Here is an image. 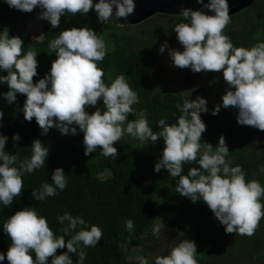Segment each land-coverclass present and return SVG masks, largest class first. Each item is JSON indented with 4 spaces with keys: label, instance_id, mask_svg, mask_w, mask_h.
I'll use <instances>...</instances> for the list:
<instances>
[{
    "label": "clouds",
    "instance_id": "9594fccd",
    "mask_svg": "<svg viewBox=\"0 0 264 264\" xmlns=\"http://www.w3.org/2000/svg\"><path fill=\"white\" fill-rule=\"evenodd\" d=\"M9 8L21 12L40 9L37 19L47 21L57 28L66 13L85 15L91 9L96 13L97 22L110 18H127L133 13L134 0H3ZM201 7L192 10L181 7L180 22L175 23L172 32L182 50L171 48L167 42L160 44L158 52L167 54L172 67L188 68L194 73L220 72L227 87L214 104L210 115L215 116L221 108L236 109V123L264 131V41H257L250 47L234 46L232 39L224 32L230 22L228 0H196ZM208 10V14L204 10ZM23 40L10 36L5 26L0 30V85H7L6 92H0L7 104L16 101L17 94L25 99L17 111L23 113L25 121L35 119L40 135H46L50 128L61 135L83 134V154L96 153L117 157L113 143L126 133L139 141L157 143L163 148L153 166L154 172L165 169L170 177H178L173 189L191 202L203 201L214 218L223 226L225 233L252 236L259 221L264 217V185L258 180H245L240 165L230 166L227 159L229 150L221 134L215 147L204 143L201 152V134L206 124L200 114L209 112L206 99L196 95L189 99L195 89L182 91L188 96L176 108L180 115L175 122H166V117L156 120V129L142 114L135 120H127L134 112L133 105L140 102L126 76L121 73L109 77L105 83V72L98 66L106 55L104 40L89 27H67L48 43L50 53L56 58L49 70L38 76L33 48L22 52ZM215 82V77L213 81ZM211 83V82H210ZM101 107H95L97 102ZM95 107L90 114L86 110ZM4 117L0 111V119ZM127 121V122H126ZM126 122V123H125ZM13 142L20 136L14 133ZM6 135L0 134V205L8 207L23 190V176L45 165L49 147L40 139L31 142V155L17 162V155L5 150ZM185 163L189 167L183 172ZM264 172V167L259 169ZM67 176L60 167L51 172V183L42 182L39 189H31L35 201L65 189ZM160 219V218H155ZM56 221L60 228L56 232L49 226L44 215L36 207L26 206L8 216L0 225L10 244L6 252H0V262L7 264H73L70 254H76L75 264H84V248L97 246L103 232L99 225L89 223L81 216L69 212L58 214ZM127 231L133 230V221L126 219ZM165 229L164 223H156L152 232L159 236ZM62 233V234H57ZM182 234V233H178ZM183 235V234H182ZM68 237V239H65ZM196 244L190 239H172L166 251L148 257H137L139 264H197ZM58 249L66 251L56 254ZM49 258H51L49 260Z\"/></svg>",
    "mask_w": 264,
    "mask_h": 264
},
{
    "label": "trees",
    "instance_id": "16d2710c",
    "mask_svg": "<svg viewBox=\"0 0 264 264\" xmlns=\"http://www.w3.org/2000/svg\"><path fill=\"white\" fill-rule=\"evenodd\" d=\"M33 13L34 10L21 12L9 8L0 0V30L7 26L10 36L20 37L24 46L22 52L30 47L38 53V76L33 77L34 83L49 70L51 61L56 58L54 52L50 53L49 41L64 28L89 27L106 45V55L98 62V66L105 72V83L110 82L109 77L115 78L123 73L130 87L138 94L140 102L132 106L134 112L128 114L127 120L139 118L142 110L154 131L157 130L155 122L161 117H166L168 123L175 122L180 115L176 105L182 104L187 96L157 91L153 68L160 44L166 38L177 41L172 27L182 17L167 15L164 17L166 22L151 21L155 15L146 20L145 29L124 32L115 27L117 23L122 24L117 19H109L105 24L98 23L96 13L91 9L85 15L66 12L57 28H52L45 21L39 39L26 30H18V26L26 24ZM246 13H250V10ZM246 16L239 15L230 20L239 21ZM248 16L251 21V14ZM123 26L132 27L129 23ZM139 26L142 24L134 27ZM224 32L230 36L234 46L250 47L257 41H264V13L255 17L250 29L245 25L242 29L227 31L225 27ZM3 74L6 73L0 72V75ZM7 90L6 84L0 85V92ZM24 99V95L18 93L16 101L7 104L0 96V111L4 113L0 119V134L8 137L5 150L9 154L16 153L19 162L30 157L31 142L38 138L49 147V156L44 166L31 174H24L22 193L14 197L12 205H0V225L8 216L26 206L36 207L38 213L47 218L54 232L61 227L56 221L58 214L69 212L73 216L81 215L89 225H99L103 232L97 246L84 248V264H139L137 257L140 255L151 261L152 256L166 251L172 239H190L195 242L197 264H264V217L252 236L225 233L205 202L193 203L174 192L178 177H170L165 169L158 173L153 171L163 148L162 141L154 144L155 153H145L133 147L123 135L113 143L117 149L115 160L100 155L99 146L96 153L85 156L83 134L79 131L75 136L61 135L58 130L50 128L46 135L41 136L35 119L25 121L23 113L16 110L22 107ZM95 107L102 108V104L98 101ZM95 107L86 110L90 114ZM235 117L236 109L225 108L218 125L219 136H224L228 146L227 159L230 166H241L246 181L255 179L264 185V172L259 171L264 167V131L238 125ZM14 133L20 136L18 142L11 139ZM217 141L218 137L213 131L206 128L201 134L200 151H204V143L215 147ZM57 167L62 168L67 176L65 189L44 201H35L31 189H39L45 181L51 183V172ZM189 167L198 165L185 163L184 174ZM261 202L264 203V197ZM126 219L133 221L132 231L125 229ZM162 222L165 229L159 236L154 235L153 226ZM9 244V238L0 230V252H6ZM63 251L66 249H58L56 254ZM70 255L75 264L76 254ZM0 264H7V260Z\"/></svg>",
    "mask_w": 264,
    "mask_h": 264
},
{
    "label": "rangeland",
    "instance_id": "374dc122",
    "mask_svg": "<svg viewBox=\"0 0 264 264\" xmlns=\"http://www.w3.org/2000/svg\"><path fill=\"white\" fill-rule=\"evenodd\" d=\"M34 13L27 20L26 24H20L18 26V30H26L31 34V36H38L41 38V29L45 20H38L37 15L40 11L38 8H34ZM259 13H264V0H261L252 12V22L255 21V17ZM165 17V16H164ZM162 16H155L151 18V21H159L162 20L166 22L165 18ZM114 20L115 18H110ZM111 21V20H110ZM170 21H174V19H170ZM148 21H144L140 24L142 26L134 27L137 25L131 24L132 27L123 26V24L117 23L115 27H119L124 32H132L139 31L145 29L146 23ZM153 23V22H151ZM145 24V25H144ZM144 25V26H143ZM167 42L168 46L171 48H177L182 50L181 46L177 41L171 38H166L164 42ZM171 62L169 60L167 49H165L164 53H159L157 61L154 64L153 72H154V86L157 91L171 92L175 94H180L183 96H188V91L195 89V91L191 92L190 97L195 98L196 95H200L206 99V106L209 109V112L201 113L200 117L202 121L206 124V128H210L213 131V134L219 137L218 125L222 121L221 116L224 113L225 108H221L219 113L215 116L210 115V111L213 108L214 104L220 103V98L224 94V91L227 87L225 81L222 78V73L220 72H198L194 73L190 71L188 68H177L170 66ZM213 77H215V82L213 81ZM211 82V83H210ZM225 87V88H224ZM141 114V113H140ZM139 114V116H140ZM143 114V113H142ZM126 139L135 147L137 150H141L145 153H155L156 148L153 143H147L139 141L138 139L124 134ZM264 148V143H263Z\"/></svg>",
    "mask_w": 264,
    "mask_h": 264
},
{
    "label": "water",
    "instance_id": "95a60500",
    "mask_svg": "<svg viewBox=\"0 0 264 264\" xmlns=\"http://www.w3.org/2000/svg\"><path fill=\"white\" fill-rule=\"evenodd\" d=\"M97 0H93L96 3ZM190 0L184 3V0H134L136 7L132 14L127 17V20L131 24H140L146 21L150 17L156 14H179L181 7L190 8L192 4ZM254 0H247L240 5L234 12H238L242 9L253 5ZM194 10V9H192Z\"/></svg>",
    "mask_w": 264,
    "mask_h": 264
},
{
    "label": "flooded vegetation",
    "instance_id": "af4514ba",
    "mask_svg": "<svg viewBox=\"0 0 264 264\" xmlns=\"http://www.w3.org/2000/svg\"><path fill=\"white\" fill-rule=\"evenodd\" d=\"M189 0H184V3H187ZM245 1L247 0H228V4H229V16H230V19L231 18H235L239 15H247L246 17H243L241 20L237 21H232L230 20V22L225 26L227 31H231L233 29H242L245 25L249 27L250 29V25L253 24L252 22V12L254 10V8L256 7V5L261 1V0H254L253 2V5L250 6V7H247L245 9H242L238 12H234L235 9H238L240 7L241 4H243ZM194 3L191 5V9H198L200 8L201 6L199 4L196 3V0H190L189 3ZM204 3H207L208 0H203ZM248 10H250V13H246ZM206 14H208V10H204ZM251 14V21H250V15ZM260 14V13H259ZM167 15H178V14H156V16H167ZM155 16V15H154ZM153 17V16H152ZM151 18V17H150ZM117 19L119 22H121L122 24H125V23H129V21L127 20V18H115ZM144 22V21H143ZM131 24V23H129ZM137 25V24H135Z\"/></svg>",
    "mask_w": 264,
    "mask_h": 264
}]
</instances>
